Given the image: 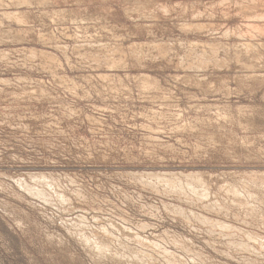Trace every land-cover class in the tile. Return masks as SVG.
<instances>
[{"label": "rangeland", "instance_id": "374dc122", "mask_svg": "<svg viewBox=\"0 0 264 264\" xmlns=\"http://www.w3.org/2000/svg\"><path fill=\"white\" fill-rule=\"evenodd\" d=\"M0 264H264V0H0Z\"/></svg>", "mask_w": 264, "mask_h": 264}, {"label": "bare ground", "instance_id": "6f19581e", "mask_svg": "<svg viewBox=\"0 0 264 264\" xmlns=\"http://www.w3.org/2000/svg\"><path fill=\"white\" fill-rule=\"evenodd\" d=\"M209 57V56H208ZM236 63V62H235ZM171 178V177H170ZM25 185V184H24ZM27 189V188H26ZM193 190V189H192ZM233 193V192H232ZM199 195V194H198ZM237 196V195H236ZM256 210V209H255ZM251 215V214H250ZM249 216V215H248ZM184 217V216H183ZM219 223V222H218ZM230 227V226H229ZM251 237V236H250ZM179 243V242H178ZM259 243V242H258ZM238 245V244H237ZM246 249V248H245ZM190 251V250H189ZM190 253V252H189ZM258 253V252H257Z\"/></svg>", "mask_w": 264, "mask_h": 264}]
</instances>
